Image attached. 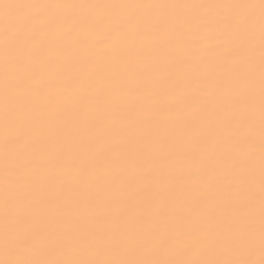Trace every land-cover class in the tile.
Segmentation results:
<instances>
[{
    "label": "bare ground",
    "instance_id": "bare-ground-1",
    "mask_svg": "<svg viewBox=\"0 0 264 264\" xmlns=\"http://www.w3.org/2000/svg\"><path fill=\"white\" fill-rule=\"evenodd\" d=\"M3 4L0 261L260 264V0ZM115 4L154 7H92ZM229 4L254 23L222 31L206 6ZM120 17L143 36L107 32Z\"/></svg>",
    "mask_w": 264,
    "mask_h": 264
},
{
    "label": "snow or ice",
    "instance_id": "snow-or-ice-1",
    "mask_svg": "<svg viewBox=\"0 0 264 264\" xmlns=\"http://www.w3.org/2000/svg\"><path fill=\"white\" fill-rule=\"evenodd\" d=\"M5 10L20 7V5L3 4L0 5ZM40 7H77L76 5H41ZM92 7L102 8H121V9H135V8H150L152 5H133V4H115V5H98ZM209 8H227L231 9L230 15L224 17L219 23L222 24V31L227 34H232L235 30H238L241 26L254 23V16L249 14L241 16L240 9H253L256 6L252 4H229V5H208ZM260 13H261V30L264 35V0H260ZM93 23H104L99 19L94 18ZM201 24H211L213 21L210 18H204L200 21ZM105 30L115 36L117 40L121 39H139L143 36V29L138 21H134L130 17H120L110 22L104 23ZM262 178H264V157H262ZM262 193H264V179L261 184ZM264 203V201H262ZM262 246H264V215H262V232H261ZM0 264H71V262L60 261H31V260H3ZM93 264H215V262H147V261H97ZM222 264H254L250 260H236L222 262ZM260 264H264V259L260 261Z\"/></svg>",
    "mask_w": 264,
    "mask_h": 264
}]
</instances>
